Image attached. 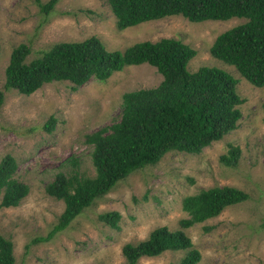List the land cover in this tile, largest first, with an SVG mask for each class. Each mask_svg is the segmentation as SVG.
I'll use <instances>...</instances> for the list:
<instances>
[{"label": "rangeland", "instance_id": "374dc122", "mask_svg": "<svg viewBox=\"0 0 264 264\" xmlns=\"http://www.w3.org/2000/svg\"><path fill=\"white\" fill-rule=\"evenodd\" d=\"M245 21L232 17L192 22L174 15L120 30L108 0H58L48 15L34 0H0V89L10 52L20 43L30 46V60L58 42L92 35L109 50L171 37L195 49L189 71L222 68L239 79L237 93L244 98L237 128L220 140L198 154L167 152L156 164L119 180L51 239L31 244L57 224L65 206L45 191L46 185L58 172L93 177L92 146L85 135L120 119L123 93L157 86L162 76L143 63L125 66L105 81L90 79L76 90L69 81L43 84L29 95L5 90L0 161L7 154L14 157V177L29 187L18 206L0 208V235L13 243L14 264H127L124 244L147 238L158 226L179 229V220L188 216L182 199L214 186L239 188L248 198L184 229L201 254L197 264H264V86L253 85L233 65L210 53L218 34ZM50 117L54 124L48 131L45 123ZM230 145L240 149L235 166L219 159ZM107 211L120 214L117 228L98 219ZM185 253L165 251L140 257L136 264H179Z\"/></svg>", "mask_w": 264, "mask_h": 264}, {"label": "trees", "instance_id": "16d2710c", "mask_svg": "<svg viewBox=\"0 0 264 264\" xmlns=\"http://www.w3.org/2000/svg\"><path fill=\"white\" fill-rule=\"evenodd\" d=\"M34 1L44 15L58 2ZM108 4L120 30L174 15L192 22L246 18L218 34L210 53L233 65L253 85L264 86V0H108ZM30 53L26 43L12 48L0 89V106L5 90L29 95L54 81H69L76 90L90 79L105 81L129 65L148 63L162 76L157 86L123 93L120 119L85 135V142L92 146L93 177L58 172L46 185L45 191L63 200L65 206L57 224L45 236L33 238L31 244L48 241L67 228L96 198L137 169L156 164L170 151L198 154L236 129L242 117L239 105L244 98L236 89L239 79L213 66L189 71L187 63L196 51L179 39L163 37L135 42L124 50H109L92 35L58 42L27 60ZM53 124L54 118L50 117L45 128L50 131ZM239 155V147L230 145L219 159L227 166H235ZM16 169L17 162L10 154L1 159L0 208L18 206L29 192L28 185L14 177ZM247 198L245 191L233 186H214L185 196L182 209L188 216L179 220L180 228L158 226L147 238L124 244L122 253L127 264H136L143 256L177 250H186L179 264H197L201 254L193 248L184 229ZM119 218L117 211L98 215L100 221L113 228L118 227ZM261 224L264 226V219ZM14 262L12 241L0 235V264Z\"/></svg>", "mask_w": 264, "mask_h": 264}]
</instances>
